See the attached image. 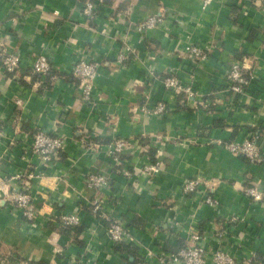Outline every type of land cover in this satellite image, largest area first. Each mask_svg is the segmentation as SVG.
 Masks as SVG:
<instances>
[{
    "label": "crops",
    "instance_id": "1",
    "mask_svg": "<svg viewBox=\"0 0 264 264\" xmlns=\"http://www.w3.org/2000/svg\"><path fill=\"white\" fill-rule=\"evenodd\" d=\"M92 20L83 15L87 0H0V52L7 46L21 57L13 75L0 54V264L19 260L70 264L78 258L93 264H137L147 250L177 252L201 233L209 251L220 241L244 259L255 252L264 264V203L244 193L264 191V162L252 164L218 142H241L256 130L264 154V0H217L206 10L203 0H98ZM165 13L164 27L139 34L135 24ZM215 44L206 62L194 63L187 44ZM130 47L128 59L118 55ZM40 55L53 66L33 79ZM86 59L99 64L93 102L84 101L71 70ZM247 61L255 80L242 96L228 89L225 74L236 61ZM171 72L184 82L194 78L196 101L176 97L162 81ZM164 101L168 113L145 115V104ZM63 137L66 149L49 164L31 151L39 131ZM98 145L85 149L84 141ZM131 140L120 165L108 157L110 144ZM156 152L162 170L154 178L137 172ZM29 171L27 181L42 213L35 222L14 211L10 178ZM105 173L109 186L98 194L85 177ZM209 182L218 210L183 193L191 178ZM103 198L104 211L122 218L140 246L114 244L91 204ZM78 214L81 225L65 233L61 216ZM238 218L232 224L229 220ZM174 224V226H173Z\"/></svg>",
    "mask_w": 264,
    "mask_h": 264
},
{
    "label": "built area",
    "instance_id": "2",
    "mask_svg": "<svg viewBox=\"0 0 264 264\" xmlns=\"http://www.w3.org/2000/svg\"><path fill=\"white\" fill-rule=\"evenodd\" d=\"M217 0H203L202 8L206 10ZM98 0H87L84 4L83 15L86 19L92 20L99 10ZM167 22L165 13L152 15L147 19L135 24V30L139 34H145L148 31L156 30L164 27ZM217 46L210 43L206 46L189 43L184 51L190 60L196 64L206 62L210 54L215 51ZM130 47L124 48L118 55L120 63L125 62L132 53ZM1 64L5 72L15 73L21 65V57L15 51L10 50L7 46L2 47ZM33 73L46 76L52 69V63L48 56L40 55L33 60ZM72 76L77 79L82 88L84 101L93 102V90L96 79L99 76V64L86 59L78 60L71 70ZM255 80L254 74L250 72L247 61H236L233 63L225 74V82L231 93L236 96H242L247 92ZM194 78L191 77L190 82H184L176 73L171 72L169 76L163 79V87L176 97H185L192 100L195 108L204 105L202 101H196L197 92L194 89ZM145 115L160 117L168 113V105L164 101L154 104H145L140 108ZM4 137V132L0 126V139ZM261 135L258 131L250 132L241 142H218V145L230 153L244 157L252 164H262L264 162V154L261 146ZM84 147L91 151H98V145L85 139ZM131 140L119 139L110 144L108 157H110L115 165H120L123 154L130 148ZM66 141L63 137L51 134L48 131L39 130L33 135L31 144L32 153L37 156L43 163L49 164L65 151ZM163 162L146 163L140 169L132 173L129 170L124 172L126 177L134 178L141 174L142 176L152 179L160 173ZM34 179V175L29 171L19 173L10 178L11 184L14 186L8 194L9 200L15 212L21 215L28 222H35L41 215V209L36 205L33 194L26 186L27 181ZM86 186L97 194L109 186V177L105 173L93 174L89 173L85 177ZM210 184L201 178H191L184 182L183 193L201 201V204L218 210L220 202L210 192ZM3 190L0 187V191ZM247 197L256 203H264V191L256 187L244 188ZM103 198L96 197L91 207L94 214L98 215L106 226V233L109 239L116 245L132 244L140 246L138 239L130 232L126 222L122 218H116L111 213L104 211ZM238 218L229 220V224L236 222ZM81 218L78 214H68L61 216V225L63 226H80ZM174 226V224H173ZM228 230L217 231L218 246L216 249H209L202 243L203 235L199 232L192 234L190 243L180 248L177 252H167L160 247L158 253L153 250H147L145 257L141 258L137 264H262L255 252H250L244 259H239L235 254L224 247L222 238L227 234ZM15 264H32L28 261H18ZM70 264H93L90 260L78 258L71 261Z\"/></svg>",
    "mask_w": 264,
    "mask_h": 264
},
{
    "label": "trees",
    "instance_id": "3",
    "mask_svg": "<svg viewBox=\"0 0 264 264\" xmlns=\"http://www.w3.org/2000/svg\"><path fill=\"white\" fill-rule=\"evenodd\" d=\"M54 72H53V70H51L48 74H47V78H48V85H50V81H51V77L54 75L53 74ZM8 74H14V73H8ZM39 76H42V75H39V74H33V79L35 80V79H37V78H39ZM1 125V124H0ZM150 157H151V161H152V163H156L157 162V157H156V152L154 151V150H152V152H150ZM133 170V168L132 167H130L129 168V170ZM61 227H62V229H63V231L65 232V233H70V232H72V231H75V230H77L78 228H79V226H63V225H61ZM121 247L122 248H124V249H127L128 247L127 246H124V245H121ZM19 261H21V260H19ZM32 264H43V263H32Z\"/></svg>",
    "mask_w": 264,
    "mask_h": 264
}]
</instances>
